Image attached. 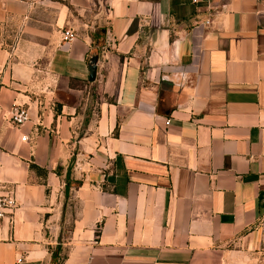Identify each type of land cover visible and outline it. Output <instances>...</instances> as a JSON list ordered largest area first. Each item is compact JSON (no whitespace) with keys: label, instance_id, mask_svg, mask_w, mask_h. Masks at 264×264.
I'll return each mask as SVG.
<instances>
[{"label":"crops","instance_id":"obj_1","mask_svg":"<svg viewBox=\"0 0 264 264\" xmlns=\"http://www.w3.org/2000/svg\"><path fill=\"white\" fill-rule=\"evenodd\" d=\"M99 1L0 0V264H264V0Z\"/></svg>","mask_w":264,"mask_h":264},{"label":"built area","instance_id":"obj_2","mask_svg":"<svg viewBox=\"0 0 264 264\" xmlns=\"http://www.w3.org/2000/svg\"><path fill=\"white\" fill-rule=\"evenodd\" d=\"M194 1V0H193ZM100 11L99 13L107 14V9L104 7L102 1H99ZM104 14V15H105ZM64 37L66 39H71L73 34L71 32H65ZM27 114L23 110H15L11 116V122L15 126H20L27 122ZM14 205L13 200L8 196H0V222L2 221L3 217L5 216V211L11 209Z\"/></svg>","mask_w":264,"mask_h":264},{"label":"trees","instance_id":"obj_3","mask_svg":"<svg viewBox=\"0 0 264 264\" xmlns=\"http://www.w3.org/2000/svg\"><path fill=\"white\" fill-rule=\"evenodd\" d=\"M69 183L66 180V184H65V197L67 196V192L69 189ZM60 246L55 247L54 249H50L51 252V264H62V258L60 256Z\"/></svg>","mask_w":264,"mask_h":264},{"label":"water","instance_id":"obj_4","mask_svg":"<svg viewBox=\"0 0 264 264\" xmlns=\"http://www.w3.org/2000/svg\"><path fill=\"white\" fill-rule=\"evenodd\" d=\"M97 61L98 57L93 56L89 60V65H88V82L92 83L95 78L96 74V68H97Z\"/></svg>","mask_w":264,"mask_h":264}]
</instances>
